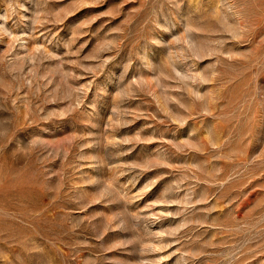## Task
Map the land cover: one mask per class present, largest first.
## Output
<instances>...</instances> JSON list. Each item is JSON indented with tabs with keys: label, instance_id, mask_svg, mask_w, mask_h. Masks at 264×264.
Wrapping results in <instances>:
<instances>
[{
	"label": "rangeland",
	"instance_id": "obj_1",
	"mask_svg": "<svg viewBox=\"0 0 264 264\" xmlns=\"http://www.w3.org/2000/svg\"><path fill=\"white\" fill-rule=\"evenodd\" d=\"M0 264H264V0H0Z\"/></svg>",
	"mask_w": 264,
	"mask_h": 264
}]
</instances>
